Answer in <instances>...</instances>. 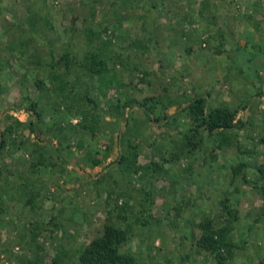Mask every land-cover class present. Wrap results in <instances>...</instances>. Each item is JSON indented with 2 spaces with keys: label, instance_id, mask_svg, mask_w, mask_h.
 <instances>
[{
  "label": "rangeland",
  "instance_id": "374dc122",
  "mask_svg": "<svg viewBox=\"0 0 264 264\" xmlns=\"http://www.w3.org/2000/svg\"><path fill=\"white\" fill-rule=\"evenodd\" d=\"M1 139L0 264H79L110 221L134 264H264V0H0Z\"/></svg>",
  "mask_w": 264,
  "mask_h": 264
},
{
  "label": "trees",
  "instance_id": "16d2710c",
  "mask_svg": "<svg viewBox=\"0 0 264 264\" xmlns=\"http://www.w3.org/2000/svg\"><path fill=\"white\" fill-rule=\"evenodd\" d=\"M64 55H67L66 53ZM98 63V62H96ZM89 70L99 71L98 68L88 66ZM101 68V67H100ZM144 105V102H139ZM126 103L122 104L124 108ZM189 112L192 114L195 125L194 127H203L207 131L213 130H230L236 124L234 117L236 109H231L225 106H216L208 110L205 109V97L196 94L189 103ZM146 115L149 117V108H143ZM241 121V120H240ZM33 122L32 120L30 121ZM33 129V126H32ZM3 139L0 140V149L3 146ZM134 154H136L134 152ZM125 158V157H124ZM135 160V159H134ZM93 163L99 162V159L94 157ZM31 170H36L34 167ZM31 189V188H29ZM28 193L33 201L37 198L36 192ZM222 200V205L228 209L227 213L231 218H227V222L216 224L213 217H209L204 224V229L198 237V244L205 247L214 258L219 262L224 260L225 255L221 252L222 248L229 249L230 242L228 240V232L232 226V222L237 219V210L228 208V198ZM30 202V200H28ZM127 231L113 222H106L103 229L94 235L89 242L80 250L78 254L79 264H134L135 257L132 253L120 249L121 244L127 239Z\"/></svg>",
  "mask_w": 264,
  "mask_h": 264
}]
</instances>
